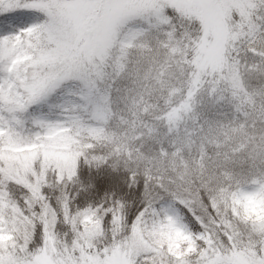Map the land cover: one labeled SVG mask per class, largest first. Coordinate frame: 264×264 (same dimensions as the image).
Returning <instances> with one entry per match:
<instances>
[{
    "label": "snow or ice",
    "instance_id": "1",
    "mask_svg": "<svg viewBox=\"0 0 264 264\" xmlns=\"http://www.w3.org/2000/svg\"><path fill=\"white\" fill-rule=\"evenodd\" d=\"M0 264H264V0H0Z\"/></svg>",
    "mask_w": 264,
    "mask_h": 264
}]
</instances>
